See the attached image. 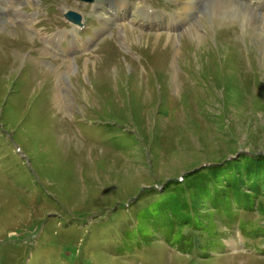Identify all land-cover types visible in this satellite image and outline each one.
<instances>
[{
    "label": "rangeland",
    "instance_id": "1",
    "mask_svg": "<svg viewBox=\"0 0 264 264\" xmlns=\"http://www.w3.org/2000/svg\"><path fill=\"white\" fill-rule=\"evenodd\" d=\"M215 1L0 0V264H264L263 198L124 248L151 189L264 153V6Z\"/></svg>",
    "mask_w": 264,
    "mask_h": 264
},
{
    "label": "trees",
    "instance_id": "2",
    "mask_svg": "<svg viewBox=\"0 0 264 264\" xmlns=\"http://www.w3.org/2000/svg\"><path fill=\"white\" fill-rule=\"evenodd\" d=\"M161 187L162 191H149L157 199L137 212L134 229L125 233L124 248L148 245L159 236L189 254L194 243L192 235L184 234L185 228L210 233L214 217L224 218V223L231 225L236 210L252 212L258 200L264 199V153L239 152L235 157L193 169L183 174L181 181H165ZM249 232L263 234V229L255 225Z\"/></svg>",
    "mask_w": 264,
    "mask_h": 264
},
{
    "label": "bare ground",
    "instance_id": "3",
    "mask_svg": "<svg viewBox=\"0 0 264 264\" xmlns=\"http://www.w3.org/2000/svg\"><path fill=\"white\" fill-rule=\"evenodd\" d=\"M240 1L245 2V5H243V6H245V8H247L249 11L254 10L252 4L249 2L250 0H239L238 2H240ZM260 1L262 2L261 5L264 6V0H260ZM214 5H215V7H214L215 10H217V9L220 10V9L224 8V11L228 7L236 6L232 0H216ZM65 12H66V10H65Z\"/></svg>",
    "mask_w": 264,
    "mask_h": 264
},
{
    "label": "water",
    "instance_id": "4",
    "mask_svg": "<svg viewBox=\"0 0 264 264\" xmlns=\"http://www.w3.org/2000/svg\"><path fill=\"white\" fill-rule=\"evenodd\" d=\"M85 4H91L94 2V0H78ZM65 20L76 27H82V17L81 15L73 12H66L64 14Z\"/></svg>",
    "mask_w": 264,
    "mask_h": 264
}]
</instances>
